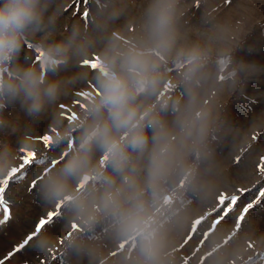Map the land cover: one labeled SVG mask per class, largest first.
Masks as SVG:
<instances>
[{"label": "rangeland", "instance_id": "obj_1", "mask_svg": "<svg viewBox=\"0 0 264 264\" xmlns=\"http://www.w3.org/2000/svg\"><path fill=\"white\" fill-rule=\"evenodd\" d=\"M152 3L51 0L46 15L57 18L48 42L78 26L87 55L50 76L62 82L61 93L39 118L28 117L19 103L3 111L0 148L11 150L12 166L0 172V220L10 212L17 232L4 255L23 245L15 264H147L139 238L122 234L111 217L100 213L86 227L63 202L43 201L38 189L76 144L74 125L98 95L105 49L148 41ZM190 49L200 50L204 61L186 84L185 65L175 55ZM39 53L35 40H26L19 63L38 68ZM222 60L230 63L222 66ZM161 72L158 94L145 102L179 100L177 111L169 107L161 115L175 138L177 161L195 173L189 183L176 168L165 181L161 204L152 210L154 264H264V0H175L172 53ZM32 153L34 163L24 168ZM100 157L97 151L94 159ZM94 183L75 186L92 191ZM95 189L97 196L103 190ZM42 218L50 222L37 231ZM42 236L49 238L44 250L36 246Z\"/></svg>", "mask_w": 264, "mask_h": 264}, {"label": "clouds", "instance_id": "obj_2", "mask_svg": "<svg viewBox=\"0 0 264 264\" xmlns=\"http://www.w3.org/2000/svg\"><path fill=\"white\" fill-rule=\"evenodd\" d=\"M50 4L0 0V127L6 125L3 111L16 103L28 117L39 118L61 93L62 82L50 76L74 57L87 55L88 42L78 26L65 39L48 42L57 18L56 13L46 15ZM147 16L146 43L128 49L109 45L103 52L96 75L98 95L75 122L76 144L39 182L38 195L48 203L63 202L86 227L100 213L111 217L122 234L139 238L141 254L147 264H154L157 230L152 210L161 204L165 181L176 168L189 183L195 168L177 161L175 138L161 115L169 107L177 111L179 100L145 102L158 94L162 62L172 53L175 0H153ZM29 39L40 48L38 68L19 63ZM175 59L184 63L182 78L189 84L204 56L190 49L177 52ZM228 63L221 61L225 67ZM97 151L101 157L94 159ZM10 155L7 146L0 148V172L12 166ZM85 179L95 182L92 191L77 190L75 185ZM95 184L103 189L98 196ZM48 244L47 236L36 241L40 250Z\"/></svg>", "mask_w": 264, "mask_h": 264}, {"label": "crops", "instance_id": "obj_3", "mask_svg": "<svg viewBox=\"0 0 264 264\" xmlns=\"http://www.w3.org/2000/svg\"><path fill=\"white\" fill-rule=\"evenodd\" d=\"M17 237L16 225L12 219H9L4 225H0V260H4L5 264H15V256L7 258V254L11 247L14 246Z\"/></svg>", "mask_w": 264, "mask_h": 264}, {"label": "snow or ice", "instance_id": "obj_4", "mask_svg": "<svg viewBox=\"0 0 264 264\" xmlns=\"http://www.w3.org/2000/svg\"><path fill=\"white\" fill-rule=\"evenodd\" d=\"M36 157H35V154L32 153L30 155V158L27 159L26 161H24V168H27V167H31L32 164L34 163ZM34 186V185H33ZM52 214H49V216H51ZM10 219V212L7 216H5L2 220H0V225H4L8 220ZM50 221L48 220H45V219H41L40 222L38 223L37 225V231H39L40 229H42L43 227H46L47 224L49 223ZM29 239H31V237H29ZM23 247V245L19 246V247H16L14 249L13 252H10L7 254V258H11V256H13L15 254V252H19L21 250V248ZM0 264H5V261L4 260H0Z\"/></svg>", "mask_w": 264, "mask_h": 264}]
</instances>
